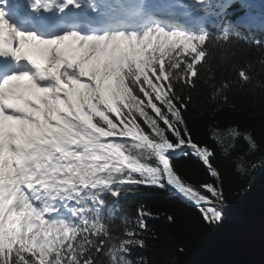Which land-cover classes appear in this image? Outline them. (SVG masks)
Here are the masks:
<instances>
[{
	"label": "snow or ice",
	"instance_id": "6c2138e0",
	"mask_svg": "<svg viewBox=\"0 0 264 264\" xmlns=\"http://www.w3.org/2000/svg\"><path fill=\"white\" fill-rule=\"evenodd\" d=\"M10 3L18 6L15 16ZM249 6L250 0H0V264H149L136 249L148 250L157 238L148 221L160 214L140 203L135 216L122 215L113 204L144 189L175 193L193 209L197 227L186 232L181 252L228 224L234 198L250 191L245 180L264 166V158L253 159L264 141L239 129L226 107L229 83H215L209 57L215 46L247 42L239 28L255 23ZM177 8L203 14L198 30L177 19ZM233 9L243 12L235 22L227 19ZM207 16L223 20L216 32L204 26ZM26 45L45 47L37 56ZM201 69L220 106L207 118L215 148L194 136L191 97L183 94ZM250 71L240 67L237 76L249 83ZM152 85H163L165 104ZM128 94L143 101L142 112ZM149 96L164 119L147 106ZM178 156L198 161L208 179L191 181L176 167ZM223 161L233 165L235 180L226 181Z\"/></svg>",
	"mask_w": 264,
	"mask_h": 264
},
{
	"label": "trees",
	"instance_id": "16d2710c",
	"mask_svg": "<svg viewBox=\"0 0 264 264\" xmlns=\"http://www.w3.org/2000/svg\"><path fill=\"white\" fill-rule=\"evenodd\" d=\"M245 11L259 15V19L253 25L264 30V8L250 3ZM242 14L241 10L233 9L229 16L237 18ZM209 31L216 32L215 28ZM243 35L247 42L236 41L231 46L213 47L209 64L215 74L217 85L225 79L229 83L225 94L229 98L230 105L226 107H230L233 118L239 121V129L241 131L251 129L258 141H264V64L260 63L264 60V48L256 43L257 41L264 43V35L254 32ZM245 66L251 68L252 81L249 83H244L237 76L239 68ZM201 74L200 79L193 78L194 87L183 85V94L186 98L191 97L188 118L194 136L200 142L215 148L216 145L210 139L207 118L212 114L214 107L218 112L220 106L215 105L211 98L212 87L204 83L206 78L204 69H201ZM151 87L159 102L165 104L167 93L163 85ZM126 98L132 108L143 111L141 107L143 101H137L130 94ZM147 106L152 108L157 117L165 118L161 115V109L153 103L151 96L148 97ZM152 123L155 124V121L153 120ZM135 129L140 135L142 134L141 130ZM160 134L159 125H155L154 135ZM238 143L241 148L245 147L243 140ZM262 158H264V150L253 159L259 161ZM174 162L191 181L208 179L203 166L198 161L178 156ZM219 167L225 174L226 181L236 179L231 175L232 164L223 161L219 162ZM245 186H250V191L242 201L239 197L234 198L232 212H243L253 222L254 230L237 232L235 227L229 228L226 225L207 242H197L196 247L191 251L184 248L181 252L180 249L184 247L186 232L197 227L196 224L191 223L196 217L193 209L174 193L144 189L136 195H128L119 201H114L113 204H119L122 215L135 216L136 208L140 203H145L154 214H160V219L148 221L151 232H154L157 238L151 242L148 250L136 249V253L146 257L149 264H264V166L259 167L252 178L245 180ZM167 215H172L175 222L169 223L166 219Z\"/></svg>",
	"mask_w": 264,
	"mask_h": 264
},
{
	"label": "rangeland",
	"instance_id": "374dc122",
	"mask_svg": "<svg viewBox=\"0 0 264 264\" xmlns=\"http://www.w3.org/2000/svg\"><path fill=\"white\" fill-rule=\"evenodd\" d=\"M177 10H185V9L177 8ZM248 14L251 17H253L255 19V21H257L259 19V16L252 13V12H248ZM199 17H200L199 15H195L190 20V26L192 28L197 27V28H195L196 30H198V27H199V23H198ZM213 24H215V23H213ZM216 24H218V22H216ZM227 226L229 228L235 227L237 232H239V231L252 232L254 230L253 222L241 211H235V212L231 213Z\"/></svg>",
	"mask_w": 264,
	"mask_h": 264
}]
</instances>
